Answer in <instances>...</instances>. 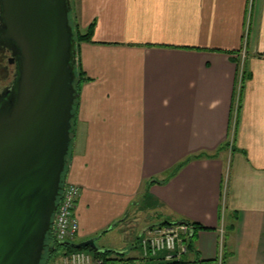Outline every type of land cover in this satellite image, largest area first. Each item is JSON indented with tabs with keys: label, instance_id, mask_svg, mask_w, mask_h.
Returning a JSON list of instances; mask_svg holds the SVG:
<instances>
[{
	"label": "crops",
	"instance_id": "1",
	"mask_svg": "<svg viewBox=\"0 0 264 264\" xmlns=\"http://www.w3.org/2000/svg\"><path fill=\"white\" fill-rule=\"evenodd\" d=\"M74 1L94 32L79 44L69 242L141 264L145 228L181 221L208 228L184 264H264V0ZM196 154L210 156L167 179Z\"/></svg>",
	"mask_w": 264,
	"mask_h": 264
},
{
	"label": "water",
	"instance_id": "2",
	"mask_svg": "<svg viewBox=\"0 0 264 264\" xmlns=\"http://www.w3.org/2000/svg\"><path fill=\"white\" fill-rule=\"evenodd\" d=\"M2 5L21 77L16 98L0 108V264H47L80 97L72 64L75 33L69 0ZM63 245L99 250L95 239Z\"/></svg>",
	"mask_w": 264,
	"mask_h": 264
},
{
	"label": "built area",
	"instance_id": "3",
	"mask_svg": "<svg viewBox=\"0 0 264 264\" xmlns=\"http://www.w3.org/2000/svg\"><path fill=\"white\" fill-rule=\"evenodd\" d=\"M246 57V50L242 58ZM82 188L75 183L66 182L54 218L53 236L59 243L75 239L79 231V222L76 217V207ZM194 227L187 222L178 224H165L152 226L143 231L139 239V247L145 258H157L165 252L163 261H180L189 251L187 239L193 234ZM67 264H94L96 260L92 255L76 250L64 257Z\"/></svg>",
	"mask_w": 264,
	"mask_h": 264
},
{
	"label": "trees",
	"instance_id": "4",
	"mask_svg": "<svg viewBox=\"0 0 264 264\" xmlns=\"http://www.w3.org/2000/svg\"><path fill=\"white\" fill-rule=\"evenodd\" d=\"M69 7H70V18H71V24L74 28V33H75V47L73 49V57H72V64L74 65V68L76 69V83L78 85V91L80 93V84L81 82L86 79V75L84 72H82L80 70V66H79V44L81 42L84 41H91L92 37H93V32H94V24H92L89 28V30L86 33H83L81 31H75V25H78L76 22V19L74 17L73 14H71V6H70V0H69ZM76 23V24H75ZM77 30V29H76ZM78 104H79V99L76 102V110L78 108ZM76 122H77V118L76 121L74 122V128H76ZM74 137H75V133H74ZM202 156H210L208 154H196V155H192L190 157H187L186 159H184L183 161H181L180 163H178L173 169L172 171L168 174L167 179H170L171 177H173L184 165H186L189 161H191L194 158H199ZM68 168L66 169L67 172ZM165 224H171V223H163V224H159V225H165ZM190 224V223H189ZM198 229H208L202 225L199 224H195V229L193 231L194 234H192V236H190L187 241H188V248L189 250L193 248V239L195 236V231ZM51 240V244L55 247V249L53 250V248L51 249L50 253H48L47 256V263L49 262V260L51 259V257L53 256V254L55 253L56 250L60 249L61 247L65 248V254L70 253L71 251H75V250H83V249H90L92 250V252L94 253L93 257L96 260V262L94 264H118V262H133L136 261L138 259L136 258H125L124 253H118L112 250H107L105 252H101L91 246L85 247V248H76L72 245H63V243H59L53 238H50ZM141 264H184L185 262L183 260L180 261H172V262H164L163 259H158L155 261L154 258H145V257H141L140 259Z\"/></svg>",
	"mask_w": 264,
	"mask_h": 264
},
{
	"label": "flooded vegetation",
	"instance_id": "5",
	"mask_svg": "<svg viewBox=\"0 0 264 264\" xmlns=\"http://www.w3.org/2000/svg\"><path fill=\"white\" fill-rule=\"evenodd\" d=\"M6 23L0 0V108L16 98L20 77L21 59L17 45L5 36Z\"/></svg>",
	"mask_w": 264,
	"mask_h": 264
},
{
	"label": "rangeland",
	"instance_id": "6",
	"mask_svg": "<svg viewBox=\"0 0 264 264\" xmlns=\"http://www.w3.org/2000/svg\"><path fill=\"white\" fill-rule=\"evenodd\" d=\"M70 6H71V14H73L75 19H76V9H75V1L74 0H70ZM75 28L77 29V30L75 29V31H81L79 25H75ZM154 226H159V224H156ZM149 227H152V226H147V228H149ZM147 228H145V229H147ZM64 250H65L64 247H61L60 249L56 250L47 264H67L63 260L65 255H67L64 253ZM83 251L89 253L92 256L94 255L92 250H90L88 248L83 249ZM71 252H73V251H71ZM164 254H165V252H161L157 258H154L155 261L158 259H163Z\"/></svg>",
	"mask_w": 264,
	"mask_h": 264
}]
</instances>
